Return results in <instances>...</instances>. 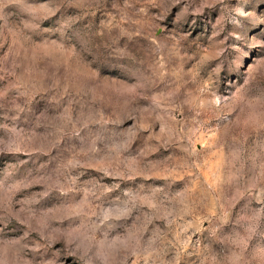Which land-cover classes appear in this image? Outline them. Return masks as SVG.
<instances>
[{
  "label": "rangeland",
  "instance_id": "obj_1",
  "mask_svg": "<svg viewBox=\"0 0 264 264\" xmlns=\"http://www.w3.org/2000/svg\"><path fill=\"white\" fill-rule=\"evenodd\" d=\"M0 264H264V0H0Z\"/></svg>",
  "mask_w": 264,
  "mask_h": 264
}]
</instances>
